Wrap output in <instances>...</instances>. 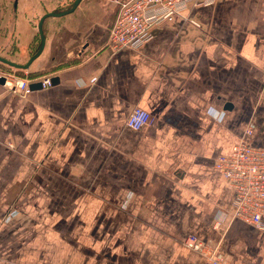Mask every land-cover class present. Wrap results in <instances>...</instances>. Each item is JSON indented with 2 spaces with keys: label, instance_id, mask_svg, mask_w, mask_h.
<instances>
[{
  "label": "crops",
  "instance_id": "obj_1",
  "mask_svg": "<svg viewBox=\"0 0 264 264\" xmlns=\"http://www.w3.org/2000/svg\"><path fill=\"white\" fill-rule=\"evenodd\" d=\"M15 9L9 60L24 65L38 8ZM112 11L82 0L46 19L42 54L3 69L58 83L23 94L0 82V264H206L188 236L226 264H264V234L231 220L214 168L242 139L264 150V0L189 8L199 27L164 23L118 52ZM136 107L153 118L139 132L125 124Z\"/></svg>",
  "mask_w": 264,
  "mask_h": 264
},
{
  "label": "built area",
  "instance_id": "obj_2",
  "mask_svg": "<svg viewBox=\"0 0 264 264\" xmlns=\"http://www.w3.org/2000/svg\"><path fill=\"white\" fill-rule=\"evenodd\" d=\"M216 0H115L118 8L112 25L108 28L106 47L112 52L123 49L136 50L152 39L154 28L164 23L181 21L196 27L199 24L185 15L189 8L212 6ZM0 77L13 91L27 94L29 85L41 83L51 86V78L33 81L0 70ZM152 116L141 108H134L126 120V127L141 131L151 125ZM252 134L248 129L246 135ZM215 170L233 192L231 220H239L264 234V150L251 146L242 139L228 155H220L214 164ZM219 223L216 224L218 226ZM183 245L200 254L206 264H226L217 254V249L195 236L184 239Z\"/></svg>",
  "mask_w": 264,
  "mask_h": 264
},
{
  "label": "rangeland",
  "instance_id": "obj_3",
  "mask_svg": "<svg viewBox=\"0 0 264 264\" xmlns=\"http://www.w3.org/2000/svg\"><path fill=\"white\" fill-rule=\"evenodd\" d=\"M74 1L75 0H27V3L31 8L30 10H32L34 7L38 8L36 9L37 11H33L30 14L32 23L37 25L40 17L46 13H60L69 10L72 7ZM95 2H98L101 5L112 7V16L113 18L116 17L118 8L115 4V0H95ZM14 3L16 6H19V4L21 5V0H0V25L3 19H5L9 24L6 28L0 29L1 37H3V41L0 40L2 42H0V56L7 60L12 59V54L16 49V35L14 29L12 28L14 22L16 21L17 14ZM6 68L8 67L0 64L1 71Z\"/></svg>",
  "mask_w": 264,
  "mask_h": 264
},
{
  "label": "water",
  "instance_id": "obj_4",
  "mask_svg": "<svg viewBox=\"0 0 264 264\" xmlns=\"http://www.w3.org/2000/svg\"><path fill=\"white\" fill-rule=\"evenodd\" d=\"M82 0H75L72 7L64 12H60V13H54V12H50V13H46L43 16L40 17L38 23H37V32H38V36H39V48L38 50L30 57V59L28 60V62L24 65L21 64H16L14 62H11L10 60H7L3 57L0 56V64L4 65L8 68L14 69V70H19V71H24V70H28V68L31 66V64L42 54V51L44 49V44H45V36L43 34V23L46 19L48 18H61L64 17L68 14H70L71 12H73L78 5L80 4ZM90 46L89 42H86L81 50L77 53L78 57L81 56L82 54H84V52L88 49V47ZM0 82L1 83H5L4 78L0 77ZM58 83V78L57 77H53L51 78V86L55 85ZM41 83L37 82V83H32L29 85V90L33 91V90H38L41 89Z\"/></svg>",
  "mask_w": 264,
  "mask_h": 264
},
{
  "label": "clouds",
  "instance_id": "obj_5",
  "mask_svg": "<svg viewBox=\"0 0 264 264\" xmlns=\"http://www.w3.org/2000/svg\"><path fill=\"white\" fill-rule=\"evenodd\" d=\"M213 114L215 115V112H214V110H213Z\"/></svg>",
  "mask_w": 264,
  "mask_h": 264
},
{
  "label": "flooded vegetation",
  "instance_id": "obj_6",
  "mask_svg": "<svg viewBox=\"0 0 264 264\" xmlns=\"http://www.w3.org/2000/svg\"><path fill=\"white\" fill-rule=\"evenodd\" d=\"M15 3H16V1H15ZM15 3H14V4H15Z\"/></svg>",
  "mask_w": 264,
  "mask_h": 264
}]
</instances>
